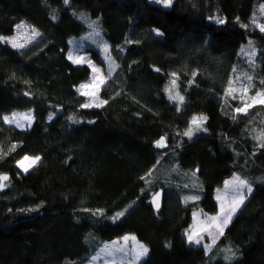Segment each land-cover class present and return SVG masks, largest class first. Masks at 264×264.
<instances>
[{
  "label": "trees",
  "instance_id": "obj_1",
  "mask_svg": "<svg viewBox=\"0 0 264 264\" xmlns=\"http://www.w3.org/2000/svg\"><path fill=\"white\" fill-rule=\"evenodd\" d=\"M263 4L0 0V38L22 21L41 33L22 51L0 41V264H85L129 233L141 264H264V102L241 112L230 93L239 79L264 92ZM92 21L116 63L98 105L80 90L92 68L69 57ZM25 111V128L4 119ZM25 156L39 157L27 171ZM234 174L249 196L216 241L190 242L194 211L217 213Z\"/></svg>",
  "mask_w": 264,
  "mask_h": 264
},
{
  "label": "rangeland",
  "instance_id": "obj_2",
  "mask_svg": "<svg viewBox=\"0 0 264 264\" xmlns=\"http://www.w3.org/2000/svg\"><path fill=\"white\" fill-rule=\"evenodd\" d=\"M153 1L162 3L166 6L163 0ZM169 6L170 4L166 7ZM261 14L264 15V4L261 6ZM262 26L263 25L260 24V30ZM89 27V31L84 36L72 39L69 57L75 63H85L92 68V76L90 80L81 85L80 90L82 94L88 97L89 105H98L100 103V88L102 84L111 77L116 68V63L111 55L110 45L105 40L96 22H90ZM40 37L41 33L36 28L28 22L22 21L15 26L12 35L3 36L0 38V41L22 51L39 40ZM88 48L96 49L101 53L104 60L103 65L97 64L91 58L87 51ZM245 54L252 59L254 58L255 51L247 46ZM171 90L176 92L175 85L172 86ZM230 93L238 99L241 104H244L242 108L239 109L241 112H246L253 105L264 101V92H258L257 94L252 95L250 93L249 85H246L243 82V79H239L231 87ZM5 117L8 118V120H5L7 123L20 128H25L33 121L32 111L15 112ZM202 117L206 116L196 115L194 117L196 123L194 124L192 122L190 127V137L196 136L205 131L204 124L206 119H201ZM25 157H28V159L26 160ZM25 157L20 161V167L24 171L25 169L28 170L34 164L33 161L36 158L34 156ZM37 161L38 160L35 162ZM241 181L244 183L241 184ZM249 188L252 190L249 182L237 174L227 178L224 184L219 187L216 192V198L219 204L218 212L209 214L202 208L194 211L195 221L188 233V237H191L190 242L196 244H212L216 241L218 237L222 235L226 226L249 196L251 192H249ZM153 201L155 206L158 207L160 194L154 195ZM229 214H231V219L225 225L223 221ZM213 217L216 219L213 220ZM126 237L127 239H125ZM196 241H199V243ZM143 248H147L149 251L148 246L140 241L135 234L129 233L113 240L104 241L85 264H141L148 254V251L146 254H143Z\"/></svg>",
  "mask_w": 264,
  "mask_h": 264
},
{
  "label": "snow or ice",
  "instance_id": "obj_3",
  "mask_svg": "<svg viewBox=\"0 0 264 264\" xmlns=\"http://www.w3.org/2000/svg\"><path fill=\"white\" fill-rule=\"evenodd\" d=\"M163 2L165 3L166 6L169 5V4H171V0H163ZM219 22L222 23L223 21H219ZM261 31H264V26L261 27ZM14 46H15V45H14ZM180 99H181V101H182V100H183V97H180ZM261 102H264V101H261ZM4 119H5V120H8L7 117H5ZM201 119H206V117H202ZM193 123H194V124L196 123V119H195V118H194V120H193ZM186 135H191V130H189V132L186 133ZM162 143H163L162 141L157 142V146H162ZM25 159L27 160L28 157H25ZM36 160H39V157H36L35 160L33 161V163H35ZM25 171H27V169H25ZM0 179L7 180L8 177H7V176H4V177H0ZM240 183L243 184L244 182L241 181ZM250 191H251V189L249 188V192H250ZM233 211H234V210H233ZM120 215H122V213H121ZM212 219L215 220L216 218L213 217ZM230 219H231V214H229V215L224 219L223 223L226 225ZM125 239H127V237H126ZM189 240L191 241V237H189ZM196 242L199 243V241H196ZM147 251H148L147 248H143V254H146Z\"/></svg>",
  "mask_w": 264,
  "mask_h": 264
}]
</instances>
